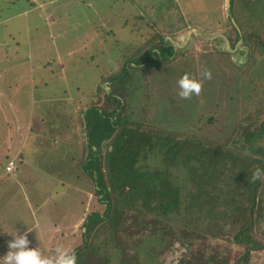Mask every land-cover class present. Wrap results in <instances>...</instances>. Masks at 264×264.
Wrapping results in <instances>:
<instances>
[{
  "label": "rangeland",
  "instance_id": "1",
  "mask_svg": "<svg viewBox=\"0 0 264 264\" xmlns=\"http://www.w3.org/2000/svg\"><path fill=\"white\" fill-rule=\"evenodd\" d=\"M136 3L133 0V5ZM247 3L248 0L237 3L241 12L246 11L243 18H258L263 1L249 2V7ZM133 5L131 0H0V151L4 152L0 155V217L5 214L8 219L0 222V256L9 250L5 248L12 239L3 236L4 230H15L14 227L26 232V236L35 228L46 227L51 231L47 249L71 250L80 243L78 235L88 213L83 209H89L93 196L88 181L83 184L80 178V184L77 179L81 173L78 161L88 154V149L86 139L74 129L81 131L80 122L84 123L88 105L99 103L109 108L113 104L105 101L106 92L114 87L107 77L120 69L125 58L138 59L152 46H158L159 34L170 40L175 52L168 59L155 55V61L138 65L133 91L144 87L150 97L160 91L163 99L147 102L151 112L146 115L154 116L155 125L166 129L161 134L172 130L201 136L210 128L216 133L204 134L228 136L224 131H231L233 116L243 118L253 113L258 99L264 98V67L243 64L247 56L237 57L236 53H226L232 61H225L223 71H210L209 82L201 87L198 96L181 99L176 95V81L184 72L196 67L197 72L193 70L201 78L209 53L214 55L216 49L230 51L240 43L237 35H229L233 27L232 20L227 19L228 0H140L138 11ZM196 13L199 18L194 17ZM254 48L250 59L253 63L264 56V52ZM46 62L51 66H46ZM176 68L179 70L173 77L170 71ZM34 74H38L35 79ZM172 78L177 79L174 87ZM224 92L232 95L233 106L222 105ZM251 97L248 102L246 99ZM142 103L137 97L133 104L131 101L125 105L131 109ZM44 117L42 123L39 119ZM37 130H44L45 135ZM7 138L9 141L5 142ZM4 155L16 158L18 170L12 175L21 182H15L14 177L11 182L7 177L2 168ZM144 162L154 164L153 157ZM226 230L223 238L227 240L216 241L202 234L192 247L196 253H204V258L220 256L210 264H264V250L253 251L247 263L237 261L244 249L228 239L232 233ZM196 236L190 234L189 242ZM257 236L261 239L262 232ZM56 237L59 243L52 244ZM180 248L181 244L174 243L158 259L171 263L181 255L177 251ZM41 254L45 256L46 251ZM197 259L201 260L199 253Z\"/></svg>",
  "mask_w": 264,
  "mask_h": 264
},
{
  "label": "trees",
  "instance_id": "2",
  "mask_svg": "<svg viewBox=\"0 0 264 264\" xmlns=\"http://www.w3.org/2000/svg\"><path fill=\"white\" fill-rule=\"evenodd\" d=\"M252 1L257 0H248L246 6L249 7ZM260 1H263V9L256 15L258 18H243L246 11H240L238 0H228L227 19L232 20L228 19L233 27L231 32H234L229 35H237L240 43L236 47L232 45L234 49L230 51L216 49L214 55L209 53L202 69L219 71L220 68L223 71L225 61H232L225 56L226 53H236L237 57L245 54L247 60L243 64L264 67V56L254 63L250 60L254 47L264 52V0ZM136 2L133 5L131 0V5L138 11L140 0ZM189 8L197 11L194 6ZM194 17L199 18V15L196 13ZM159 38L158 46H152L138 59L125 58L120 69L107 77V82L114 87L106 92L105 101L113 104L109 108L99 103L88 105L84 110V123L80 122L84 133H81L82 129H74L80 138L86 139L88 149V154L78 161L81 173L77 179L82 178L83 184L88 181L93 198L89 209L86 210V206L83 209L88 213L83 217L78 235L80 243L69 251L75 252L76 264H165L158 256H165L169 247L177 243L183 247L177 250L181 255L166 264H210L220 256L204 258V253L199 250L201 260H198L192 243L194 245L202 234L216 241L227 240L223 235H227L228 229L232 233L228 239L244 249L237 261L247 263L253 251L264 250V118L261 117L264 98L258 99L256 107V104L250 106V109L255 107L253 113L243 118L233 116L231 131H224L229 133L228 136L204 134L216 133L210 128L201 136L172 130L161 134L166 129L155 125L154 116L148 118L146 115L151 112L146 107L147 102L163 99L160 91L157 90L153 97L144 87H135L137 90L133 91L138 65L155 61V55L168 59L175 52L169 39L166 41L160 34ZM49 62L46 66H51ZM193 69L181 71L202 80V87L205 86L208 79L198 78ZM178 70H171L170 74L175 77ZM37 76L34 74V79ZM176 80L172 78V85ZM137 97L143 101L142 105L128 109L125 103L132 101L133 104ZM237 99L238 102L242 99L239 94ZM251 99L246 100L251 102ZM223 100L222 105H234L232 95L225 93ZM253 118L254 123L248 124ZM257 118L261 121L258 122ZM210 119L216 124L213 117ZM39 120L45 123V117ZM238 128H241L240 133ZM36 133L45 135L44 130ZM8 141L9 138L5 142ZM3 153L0 151V155ZM149 157H153L154 164L144 162ZM3 159L2 168L12 182V172L18 167L8 171L7 165L11 160L16 164V158L4 155ZM257 170L258 175L253 178ZM14 180L21 182L17 176ZM99 205L104 207L103 210ZM0 219L1 223L8 220L5 214ZM13 231L4 230L3 236L10 237ZM50 232L46 227L35 228L26 236L27 247H36L41 253L46 251L45 257H50L56 250L45 246ZM260 232L261 239L257 236ZM190 234L197 235L191 242L188 239ZM56 239L52 244L59 243Z\"/></svg>",
  "mask_w": 264,
  "mask_h": 264
},
{
  "label": "clouds",
  "instance_id": "3",
  "mask_svg": "<svg viewBox=\"0 0 264 264\" xmlns=\"http://www.w3.org/2000/svg\"><path fill=\"white\" fill-rule=\"evenodd\" d=\"M180 40L183 41V37H180ZM202 76L208 79L211 77V72L206 68L202 69ZM176 85L178 89L176 95L181 99H187L200 94L202 80L185 73L178 78ZM258 172L259 170L253 173V178L258 175ZM22 222L27 226L26 222ZM14 229L10 232L12 239L7 242L9 250L0 256V264H76L74 251L57 247L54 258L42 256L38 248L27 247L29 241L26 238V232H19L15 227Z\"/></svg>",
  "mask_w": 264,
  "mask_h": 264
},
{
  "label": "built area",
  "instance_id": "4",
  "mask_svg": "<svg viewBox=\"0 0 264 264\" xmlns=\"http://www.w3.org/2000/svg\"><path fill=\"white\" fill-rule=\"evenodd\" d=\"M14 167H15V163H14L13 160H11V161L9 162V164L7 165V170H8V171H11Z\"/></svg>",
  "mask_w": 264,
  "mask_h": 264
}]
</instances>
